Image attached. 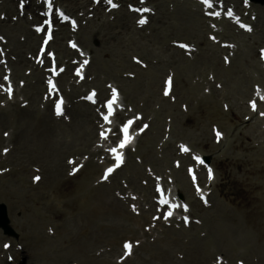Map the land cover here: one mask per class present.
Here are the masks:
<instances>
[{
    "label": "rangeland",
    "instance_id": "1",
    "mask_svg": "<svg viewBox=\"0 0 264 264\" xmlns=\"http://www.w3.org/2000/svg\"><path fill=\"white\" fill-rule=\"evenodd\" d=\"M219 1L222 5L234 8L242 17V21L248 23L251 31L243 33L238 27L235 28L228 22L222 24L223 32L219 37L222 39L220 43L230 44L234 50L229 66L223 64L222 53H220L217 58L219 62L217 69L207 70L201 66L198 71L192 70V74L185 75V80L200 89L198 92L196 87L197 95L191 100H186L184 96H189V91L185 87H180L183 85L179 83V76L176 75L175 64L180 59L179 55L183 54L185 60L194 61L196 60V55L200 53V49L210 51L212 48L211 45L207 46V43H209L207 42L209 31L206 25L208 26V23L205 22L206 19L201 14L200 7L194 0H149V4L156 11L151 24L144 29L132 31L133 38H130L132 35H129L130 37L123 35L124 44L119 47L120 49L111 50V56L109 54L107 57L100 52L101 39H90V47H87L82 44V33L92 29L97 30L98 27L106 25V23L113 24L119 20L121 15H125L128 12L127 8H122L110 16L106 14L98 15V13H95L96 11L94 13L91 11L93 7L91 6V0L86 2L82 0L76 5L71 1L56 0V4L59 7L62 6L79 19L81 28L79 31L77 30L75 38L82 47L89 48V50H86L91 53L92 63L88 71V86L75 90L73 87H65L68 92L67 99L69 102L66 118H54L45 121L47 117L42 115L52 114V102L49 103L44 94V85H42L41 91L37 93V89L34 86L39 87L38 78L33 76L36 66L34 64L29 66L26 64L21 65V57L18 50L20 46L18 44L25 45L30 39L29 32H34L33 26L37 23L35 22L37 20L33 21L34 17L28 12V8L21 10V3H23L21 0H0V34L2 38L0 42V115L6 114L5 120L11 124L10 126L2 125L3 127H0V140L5 141L0 143V161L3 155L2 149L7 147L11 149L6 157L7 160L0 164V170H9L8 173L6 172L8 175L0 179V184H5L6 182V186L8 180L10 182L14 180L13 186L8 184L9 187H7L6 193L14 194L13 199L15 201H20V203H24L29 207V210L23 216L18 217L21 219L22 228H20V224L16 230L9 224L12 234H7L0 229V264H81L77 256L71 257L68 262H64L62 258L64 252L69 251L71 253V251L76 250L74 246L77 245L71 242L78 232V234L81 233L82 229L80 220H75L72 215L66 216L63 221H58L54 217L57 211L64 210L60 203V200L63 199L54 196L51 192L53 189L50 185L54 183L56 185L57 181L55 182V179L57 175L51 173L54 175L50 178V170L47 169L48 171L46 172L45 167L48 165L47 160L42 157L40 148L36 144H33V142L22 145L17 144L16 137L22 133V129L35 128L39 125L40 120H44L47 125L46 129L55 134V138H58L59 142H65L68 146H66L67 148L64 149V152H60L58 161L64 166L68 164L67 159L69 156L71 157L70 159H73L72 156L80 155L78 159L84 161L83 164H78L81 166L82 172L86 163L90 159H95L96 153L92 157L90 156L91 153L84 154L83 150V152L78 153L81 147L75 148L77 146L75 142L77 141H73L71 134L67 133L62 138L56 135L57 133H63V128L70 127L74 123L73 113L78 111L77 108L79 106L83 105V102L79 100V96L84 95L89 87L105 88V83L107 82L116 83L122 92L124 104L137 110L139 108L142 109H139L140 113L145 118L146 114H149L147 119L151 122L154 121V125L151 124L153 130L145 138V141L149 140L150 144L143 146L142 137L144 135L141 137V141L139 140L141 138L138 139L137 146L133 149L134 151L132 150L128 153L127 165L110 182L106 199L109 202L119 200L125 210L131 211L133 214L134 208L130 209V205L133 204L135 206L136 202L131 204L130 200L124 199L126 196L128 197L133 193L136 195L142 194V188H150L152 199L155 195L153 190L154 183L151 177L147 175V171H151L150 175L156 171L154 176L162 173L166 174L169 178L174 179L177 189H179L177 179H181L183 182L182 188L187 189L183 191L185 193V201L192 208L193 219H197L200 222L198 226H194L196 227L195 234L200 236V238H204L202 239L204 240L202 246L206 247V245H209L208 248L213 251L207 260L201 259L199 264H213L215 258L219 257L229 264H238L240 262L242 264H264V256L260 248L264 244V235L260 233L264 229V192L255 188L257 184L264 185V115H262L264 110L259 108V114L249 112V103L254 101L252 96L255 88L262 93L264 92V63L259 55L260 47H264V4H260L256 0ZM160 3H163L164 6L162 7ZM182 7L188 8L191 13L193 10L192 14H196L198 21L203 23L202 34L206 43L199 45L195 44V40L189 37L184 36V39L183 36L174 37L173 34H186L188 29H190L185 24L178 25L182 22L178 17V11ZM75 8L78 9L76 10ZM8 9L13 12L8 13ZM82 15L86 16L81 17ZM135 21L136 18L132 17V26L136 25ZM162 22L167 24L162 25ZM19 27L21 29H18ZM155 28L158 29L156 33L154 32ZM67 29L68 26H65L63 32L67 31ZM118 29L116 28L117 31ZM165 36L168 41L163 40ZM151 40H156V43H159H151ZM182 40L197 45V54L193 57H188L176 50V47L171 46V43ZM39 41L40 39L34 43V48L32 49L21 48V52H25L23 57L33 62ZM60 41V45L65 48L67 39ZM134 57L140 59L139 65L133 62ZM96 64H101L102 68L100 71L96 69ZM163 64L165 66L161 67ZM157 70L159 71L156 74ZM224 71L231 73L230 76L224 77L221 74ZM7 72L10 74L12 86H15L14 89L17 90V94L11 99V102H6L9 100L6 99V93L2 90L4 88V74ZM167 74L173 77L175 91L166 99L162 94H164L163 82ZM238 80L241 84L236 90ZM65 81H68V77H63V79L59 80V87L66 86L64 84ZM131 81L138 88L134 103L131 102L132 97L130 95L126 97L128 84ZM200 84H202L201 88ZM79 90L80 93L78 95L77 92ZM244 90L246 91L243 93ZM215 91H218L219 95H215ZM75 94L77 95L75 96ZM202 95L214 96L216 108H211L212 111L218 112L219 116L208 117L206 112L199 115L200 109L198 111V107L201 105ZM147 100H149L151 105L149 111ZM9 103L12 104L9 105ZM184 108L185 111H183ZM10 109L16 110L13 113ZM203 109L207 110L205 107ZM20 110H26L27 115L24 121L20 119L22 115L19 116L21 122L16 123L18 111ZM152 110L163 113V116L160 117L162 119L157 125L155 123L160 120L158 116L161 113H157L155 117V113ZM30 115L32 118L28 119ZM180 118L183 120L189 118L191 123H188V126L183 125ZM60 126L62 129L58 131ZM96 131L97 128L94 130L95 139H90V142H92L86 147V150L90 152L95 150L93 144L97 138ZM217 131L221 135L219 140H217ZM214 132H216V138L213 134ZM55 138H53L52 142L54 148L59 146ZM168 145H171V148L173 147L175 153L178 152V146L188 145L191 150L193 149L195 152L209 157L210 163L215 166L216 181L211 188L210 203L205 208H202L201 204L193 197V189L183 165L181 169L174 167V163L180 162L181 157L175 154L173 156L167 155ZM74 153H78V155ZM145 153L151 154L148 155L152 161L151 163H147V158L144 157ZM10 154H12L11 157H9ZM166 156L168 161L165 162ZM35 160L41 161L40 163L43 164L42 170L38 167ZM183 160L190 162L187 157H183ZM27 161L30 162L28 163ZM23 165H27V171H21V166ZM51 165L49 166L50 169ZM133 165L142 167L141 172L143 175L145 173L147 177L133 173L131 171ZM71 171L70 168L66 167L64 170L65 174L61 178L69 177ZM100 172L96 175V179L90 182V185L94 186ZM23 173L25 174L24 179L19 180L17 177L23 175ZM35 174L42 175V180L40 183L32 184V177ZM32 186L39 188L33 190ZM134 186H140V190H137ZM94 195L97 196L96 193ZM94 195L91 196L94 197ZM44 196H46V199H43ZM39 198L41 199V204L37 205L34 200ZM143 208L147 209L149 216L152 215L153 212L148 211L147 205L143 206ZM139 218H142V216ZM105 224H121L124 227L128 224V221L122 218L118 221L110 219ZM143 224L147 226L148 222L142 221L140 232L142 228L146 227ZM134 225L136 226L137 223ZM162 227L168 230H175L170 224L168 226L159 224L157 225V231ZM92 231L94 235L89 234L87 238L98 237L95 235L98 234L97 230ZM185 231L189 235L192 232V228H186ZM33 233L43 237L46 235L52 240L46 243L41 241V239L37 241L34 240V235L28 240H18L24 235H32ZM121 237L119 236V238ZM75 240L77 239L73 241ZM108 245V242L104 239L97 245V248L92 247L90 250H105L108 249ZM119 245L118 249L120 250ZM22 252L25 254L20 256ZM240 252H242L241 256H237ZM141 253L142 251H138L137 255ZM186 259L182 262L186 261ZM177 262L180 263L179 261Z\"/></svg>",
    "mask_w": 264,
    "mask_h": 264
},
{
    "label": "bare ground",
    "instance_id": "2",
    "mask_svg": "<svg viewBox=\"0 0 264 264\" xmlns=\"http://www.w3.org/2000/svg\"><path fill=\"white\" fill-rule=\"evenodd\" d=\"M66 2L71 1L73 3H75V5L77 3H79L82 0H65ZM85 2L87 0H84ZM158 1V0H157ZM118 3V1H117ZM98 5L95 7V13L98 15H113L115 14L118 10H111L108 11L109 7L106 5L105 0H99V2L97 3ZM108 4V2H107ZM162 7L164 6L163 3ZM109 5V4H108ZM120 6V4H118ZM136 6H138V3H135ZM33 4H28V6L26 8H28V12L33 15L34 19L33 21L36 20L35 15V11L36 7ZM255 7V5H254ZM192 10V9H191ZM264 11V10H263ZM13 12L11 9H8V13ZM194 11L192 10V13ZM188 8L186 9L185 7H182L179 9L178 11V17L179 20L182 21L180 22L178 25L180 26V24L182 25H186L188 26V32H186V34H180L178 35L177 33L173 34L174 37H180L184 36L185 37H189L192 38V40H195V44H204L206 43L204 41L203 38V34H202V24L200 23L197 19V15L196 14H192ZM146 14V12L144 13ZM145 16V15H144ZM132 17L136 18H140V15L138 12H134L132 13H128L126 12L125 15H121L119 17V20L112 23H106V25H102L100 27H98L97 30H88L84 33H82V44L86 45L87 47L89 46V41L90 39H101L100 40V52L102 55H107L111 56V50L121 47L124 44L123 41V35L126 37H130L129 35H132V33L134 31H136L137 26H132ZM148 19H150V17H152V15H148L147 16ZM168 19V18H167ZM135 21V23L137 24V22ZM152 22V21H150ZM168 23V21H167ZM165 22H162L161 24H167ZM178 23V22H177ZM64 27V26H63ZM145 27V26H144ZM144 27L142 29H144ZM206 27L208 28V35H213L215 36L217 33H215L213 31L212 28H210V26L206 25ZM228 28L229 25H227ZM116 28H119L118 31L116 30ZM146 28V27H145ZM226 28V27H225ZM18 29H21V27H19ZM121 29V30H120ZM158 29L155 28L154 32L156 33ZM133 31V32H132ZM132 32V33H131ZM61 34H64L65 36L69 35V31H65L63 32V28L60 29V32L58 33V37L57 39L51 44V46L56 50L59 60L62 61V63H65V59L70 56L71 54L73 55L74 52H72L70 49H68L67 47H63L61 46V41L59 36ZM207 35V46L211 45L212 48L210 49V51L207 50H202L200 49V53L197 54V51L192 50V47L189 45V52L191 54V56L193 57L195 54L196 55V60L194 61H188L185 60V58L182 55H179V60L177 61V63L175 64L176 70H177V76H179V83L182 84L183 86L180 87H185L186 90L189 91V96H184V98L186 100H191L194 96L197 95L196 93V87L198 89L199 92V87L196 86H192L188 80H185V75L190 74L191 72L194 71H198V69L202 67H204L205 69H217V66L219 65V62L217 60L218 56L220 53L222 54H227V51L221 50L219 48H217L216 46H214V41H212L209 36ZM218 35V34H217ZM29 36L30 39L25 43V45H20L18 47L19 53H20V57H21V65L26 64L27 66L31 65L32 63L34 64V62L26 59L24 56L25 52H21V48H27V49H32L34 48V43L39 39V37L34 33V32H29ZM125 37V40H126ZM80 38V39H81ZM133 38V35L130 37ZM129 38V39H130ZM72 39H76L75 37H73ZM164 41H168V38L165 36L163 38ZM81 41V40H80ZM151 43L158 44L159 42L156 43V40H151ZM181 42H186L184 40H182ZM171 43V42H169ZM171 46H173V44L171 43ZM87 47H81L82 49H84L85 53H89L91 55L90 52H88L87 50H89V48ZM194 47L196 49H198L197 45ZM50 49V48H49ZM87 49V50H86ZM178 50V49H176ZM63 51V52H62ZM180 53H184L181 50H178ZM55 54V51H54ZM185 55V53H184ZM36 57V55L34 56ZM44 62L46 63V65L49 63V60L46 58V56H44ZM32 62V63H31ZM190 62V63H189ZM194 62V63H193ZM98 63V62H97ZM32 64V65H33ZM96 69L98 71H100L101 64H96ZM165 64H163L161 67H164ZM49 66L47 65L46 68H48ZM159 70L156 71V74ZM66 73L64 75L61 76V78L63 79V77H68L69 79L72 77L69 74L72 73V67L69 66L66 71ZM192 74V73H191ZM219 74V73H218ZM224 77H229L231 73L224 71L223 73H221ZM43 75L45 76V73L42 72V70L39 67H36L34 72H33V76L34 78H38V84L39 87L34 86L35 89H37V93H39V91H41L42 89V85H44V80H43ZM155 78V77H154ZM178 83V84H179ZM149 84H151V82H149ZM148 84V85H149ZM241 82L238 80L237 82V88L236 90H238V87L240 86ZM89 82H85L84 86H88ZM136 84L133 83L132 81L129 82L128 84V93H126V97H128V95H130L132 98V103L135 102V97L137 95L136 91H137V87H135ZM200 88L202 87V84L199 85ZM204 89V88H203ZM173 91H175V85L173 87ZM246 90L243 91V93ZM105 89L101 88L100 89V94L101 96L105 94ZM218 92V91H217ZM215 91V95H217V93ZM122 93V92H121ZM136 94V95H135ZM199 94V93H198ZM37 95V94H36ZM219 95V94H218ZM214 97V96H213ZM213 97H208L205 95H202L201 97V105L198 107V111H199V115L204 114V112H206V114L208 115V117H215V116H219L220 114L218 112H214L212 111V108H216V102L213 99ZM13 103V102H12ZM12 103H9L12 104ZM147 107H148V111L151 109V105L149 100H147ZM14 104V103H13ZM84 103L81 107L80 106L77 108L78 111H76L75 113H73L74 116V123L70 126V127H66L63 128L64 131H62L63 133H60L56 136H60L61 138L68 134H71L73 136V141H77L75 142V144H77V146H75V148L77 147H81L80 152H85L84 154H90L94 155L95 152H90L89 150H86V147L92 142H90V139L94 140V130L97 128V123H96V119L94 116L95 114L92 111V106L89 107L90 105ZM89 105V106H88ZM12 107V106H10ZM203 107L207 108V110H204ZM212 107V108H211ZM83 109V110H82ZM140 109V108H139ZM138 109V110H139ZM1 110V109H0ZM16 109H10L11 112H15ZM142 110V109H140ZM151 112V111H150ZM152 112L155 113V117L157 115V113H161L158 118L160 119V117L163 116L162 112H156L155 110ZM165 113V112H164ZM22 115V116H21ZM27 115V111L24 110H20L18 111V120L16 119V123L17 122H21L25 120ZM149 114H146V118H144L143 123L144 122H148L150 124V128L148 129L149 131L144 134V136L141 139H139L140 141L142 140V144L143 146H148L150 144L149 140L145 141V138L147 136H149L153 130V127L151 128V124L154 125V121H149L147 119ZM19 116L20 119H19ZM42 116L47 117L45 121H47L48 119H54L52 114H44ZM32 116H28V119H31ZM6 114H2L0 115V127H3L2 125H6V126H10L11 124H9V122H6ZM162 119V118H161ZM158 120L156 121V125L159 124V122L161 121ZM181 119V118H180ZM183 125L188 126L189 122V118L188 119H181ZM83 122V123H81ZM17 125V124H16ZM18 128V127H17ZM47 125L45 124L44 120H40L39 125L35 128L33 127H29L28 130L26 129H22V133L19 134L16 138H17V144H25V143H32L36 144V146H38L40 148V153L42 155L43 158H45L47 160L48 165L45 166L46 167V172L48 170H50L49 175L50 178L51 176H53L54 174L57 175L54 184H51L50 186H52L51 188L53 189L51 192L53 193L54 196H57L58 198H62L63 200H60V203L62 204V208L64 209L63 211H57L56 214H54V217L59 221H63L64 218L66 216L72 215V217H74L75 220L79 219L80 220V225H81V233L78 234L72 239V244L74 243V245L76 244L77 246H74L76 248V250L71 251V253L69 251L64 252V254H62V258L64 259V262H68L71 257H76L80 260L81 264H199V262H201L200 260H207L213 253V251L211 249H209V245H206V247L202 246V244L204 243V238H200V236H198L197 234H195L196 231V227L192 226V232L188 235L185 231V229L180 228L178 230H168L165 227H162L159 231H157V229L153 232L157 231V237L154 240V242L152 243L149 238L152 236V234L147 233L144 229L143 232H140V226L142 225V221H146L148 222V225L150 224L151 221V217L149 216V214H147L148 212L143 211L142 214V218L133 216L131 213H129V211L125 210L124 206L122 205V203L119 200H112L111 202H109L106 198L108 197V193L107 190H109V186L105 187L107 185H100L97 187H94L92 185H90V182L94 179H96V175L100 172L101 168L99 167V164L97 162H95L94 160L90 159L87 163L86 166L84 168V170L76 175H73L72 177H66V178H61V176L63 177L65 172V168L68 167V169L70 168V165H64L62 163H60L58 161V158L60 156V152L61 151H65L64 149H66L68 146L65 142L61 143L59 142L58 138H55V134H53L50 130L46 129ZM62 129V127H59L60 131ZM26 130V131H25ZM53 138H55V140L57 141V145L56 148L53 147L52 142H53ZM3 141V143L5 142L4 140H0V143ZM97 141L100 143V140L97 138ZM148 141V142H147ZM95 144V143H94ZM93 144V145H94ZM25 146V145H24ZM67 146V147H66ZM114 147H118L117 144L115 143L113 145ZM70 147V146H69ZM169 148V150H167V155L173 156L175 154L173 147L171 148V145L167 146ZM21 149V147H20ZM70 149V148H69ZM74 149V148H72ZM85 149V150H84ZM83 150V151H82ZM102 151V150H101ZM78 153H74L76 155H78ZM83 154V155H84ZM99 154V152H98ZM105 156V160L106 163H110L112 162V159L107 157L106 153H103V155ZM12 154L9 155V157H11ZM99 155H102L101 153ZM144 155V154H143ZM148 155H151L150 153H145L144 157L147 158V163H151V159L149 158ZM80 156V155H78ZM78 156H72L74 158V161H76L77 163H80V161L78 160ZM70 158V156L68 157V159ZM67 159V161H68ZM7 159H5L6 161ZM40 160V159H39ZM32 161V160H31ZM168 161L167 156L165 157V162ZM28 163L30 161H27ZM35 162L38 164V167L41 168V170L43 169V164H41L39 161L35 160ZM50 164H52L51 169L49 168ZM163 164V163H162ZM106 165V164H104ZM107 166V165H106ZM141 168L140 166H135L133 165L131 168V171L133 173L136 174H142L141 172ZM48 169V170H47ZM27 165H23L21 166V171H27ZM122 170H120L121 172ZM156 172V171H155ZM54 173V174H51ZM101 174V172H100ZM8 174H5L4 176H7ZM36 175V174H35ZM177 175V174H176ZM4 176H0L1 178H4ZM143 176H146V174L144 173ZM161 177V175H158ZM162 176H164V173H162ZM25 177V174L23 173V175H19L17 178L19 180H23ZM147 177V176H146ZM100 178V175H99ZM80 179V181L78 182V180ZM144 179V177H143ZM152 179V178H151ZM163 180L161 182L162 187L164 188V191H166L167 193L170 192V190L172 188L175 187V189L173 191H171V193L175 192V190L177 189L175 186V183L171 184V181L169 182L168 180L165 181ZM151 182V181H150ZM179 182V194H182L183 196H185V193L183 191L187 190L186 188H182V180L181 179H177V184ZM185 182V181H184ZM152 183V182H151ZM261 183V182H259ZM6 184V182H5ZM5 184H0V203L4 204L7 207V213H8V217H9V221H10V225L17 230V228L20 226L21 224V219H19L18 217L23 216L24 213L29 210V207L24 204V203H20V201H15L13 199V195L7 194L6 190L8 184H10L11 186H13L14 184V180H8L7 181V185L5 186ZM133 185H135L134 183H132ZM137 190H140L139 187L140 186H134ZM36 188L39 187H33V190H36ZM255 188H257L259 191H263L264 192V185L263 184H257V186H255ZM180 189L182 191H180ZM81 192V194H79ZM97 194L94 195L95 193ZM76 193V194H73ZM94 193V194H93ZM141 197L143 202H146L147 204H152V191L150 190V188L147 189H143L141 190ZM145 193V194H143ZM79 194V195H78ZM5 195V197H4ZM91 195H94V197H92ZM181 196V195H180ZM43 199H46V196L43 197ZM36 202V204H41V199L39 198L38 200H34ZM143 202L141 203L142 205ZM150 205V209L149 212L152 211L153 206ZM155 210V209H154ZM153 210V211H154ZM123 211V212H122ZM156 211V210H155ZM80 217V218H78ZM120 218L122 219H126L128 221V224L126 226H122L121 224H115V225H111V224H105L107 221H109L110 219H114L116 221L120 220ZM138 227H132V224H136ZM145 226V224H143ZM23 225L21 224L20 228H22ZM198 228V227H197ZM92 230H97L98 237H92V239L89 237L87 238V236H89V234H92ZM264 231V229H263ZM261 231L260 233L262 235H264V232ZM95 232V231H94ZM152 232V233H153ZM36 234V233H35ZM140 234H142V236H139ZM154 234V233H153ZM34 235V233L32 235H24L22 238L18 239V240H28L30 238H32ZM86 235V236H85ZM94 235V233L92 234ZM119 236H122L121 238H119ZM35 239L37 241H43V242H48L49 240H52V238H49L48 236L45 235V237L40 236V235H34ZM145 237H147L145 239ZM74 239H77L75 241H73ZM106 242H108V246L111 247L112 251L111 254L109 255L108 253H102V252H98L96 251H91L90 249L92 247L97 248V245L99 243L102 242V240H104ZM120 239H125V240H130L131 242L133 241H139L140 242V247L136 249L137 253L139 250L142 251V253L139 255V257L136 258H132L133 260H126V262L124 263H118L117 261L114 262L112 261V259H114L115 254L117 253V246L119 245V240ZM264 239V237H263ZM185 240V241H184ZM34 243H36V241H34ZM123 243V241L121 242V244ZM209 244V243H207ZM93 248V250H95ZM260 248L262 249V254L264 256V244L260 246ZM94 252V253H93ZM240 252L237 256H241ZM25 253H20V256H23ZM178 258V259H177ZM185 258L186 261L182 262ZM136 259V260H135ZM177 259V260H176ZM135 260V261H134ZM177 261H179L180 263H178ZM216 261V258H215ZM213 264H217V263H213Z\"/></svg>",
    "mask_w": 264,
    "mask_h": 264
},
{
    "label": "snow or ice",
    "instance_id": "3",
    "mask_svg": "<svg viewBox=\"0 0 264 264\" xmlns=\"http://www.w3.org/2000/svg\"><path fill=\"white\" fill-rule=\"evenodd\" d=\"M47 2H48V6H49V8H51V6H52V0H47ZM97 2H99V0H97ZM108 3L111 4L113 8L118 7V5H116V4L113 3V0H108ZM202 3L207 4L208 7H212V4H211L210 0H202ZM21 7H23V3L21 4ZM135 11L140 12V13H145V12H150L151 10L148 9V8H143V9H135ZM60 15H61L64 19H67V17H64L63 13H60ZM215 15L218 16L219 13H215ZM228 15L231 17L233 14H232L231 12H229ZM237 22L239 23L238 20H237ZM73 23H74V22H73ZM138 23L141 24V25H143V24L147 23V20H146V18H145V19H140V20L138 21ZM240 26H241V27H245V28H247L248 31H251V28H250V27H247L246 25L241 24ZM213 39H215V38L213 37ZM73 47H75V45H73ZM180 47H184V48H186L187 46H186V45H180ZM84 63L87 64L88 62H87V61H84ZM53 71L55 72V69H53ZM61 71H62V70H61ZM77 74L79 75L80 73L78 72ZM49 83L51 84L52 88L55 89L56 86H55L54 83H52L51 80L49 81ZM168 83H169V84L171 83V80H170V79H169V82H168ZM165 95H168V92H167V91L165 92ZM94 96H95V93H93V97H94ZM113 97H114L113 100L110 101L109 103H107V104L105 105V107L107 108V111H108V115H103V119H104V121L107 122V123H111V120L109 119V116L112 115V114H114V108H113V105L117 102V99H118V94L115 92V90H113ZM262 99H264V97H262ZM93 102H95V101H93ZM62 104H63V101H62V100H61L59 103L56 104V113H57V115H61V114H62V107H61ZM251 106H252L253 110H256V104H255V102H252V105H251ZM262 115H264V113H262ZM133 123H134L133 120H129V121H127L126 124L120 129V132H121L122 135H123V139L119 142L118 147H112V148L108 149V151L112 154V156L114 157V159L117 161V166H119L120 164L123 163V156H122V153H121L118 149H123V148H125V147L131 142L132 137H131L130 134H129V130H130V128H131V126H132ZM144 127L146 128L147 125H144ZM110 132H111V129H106L105 131H102V132L100 133L101 138H102V139H107V135H106V133H110ZM5 135H7V133H5ZM217 135L219 136V133H217ZM182 151H184V152H188L189 149H187L186 147H183V146H182ZM6 153H7V149H5V154H6ZM195 159H196L199 163H201V164L204 163L199 157H195ZM70 163H71V161H70ZM75 171H78V169H74L73 172L70 173V174H75ZM112 171H114V169H113V168H109V169L107 170V173H106L104 179H107V175L110 174ZM209 176L211 177V169H209ZM193 179L195 180V176H194V174H193ZM35 180H36V181H39V180H40V177H35ZM197 190L199 191V188H198ZM159 191H161V195L163 196V190L160 189ZM161 203H163V204H168L169 202H168L167 199H162V200H161ZM169 207H171V208H176V207H179V205L171 204V205H169ZM184 210H185V211L188 210L186 205L184 206ZM171 215H172V212H171V211L167 212V214H166V218H167V217H170ZM185 220L187 221V218H185ZM124 247H125V249L128 251V254H131V248H132V245H131L130 243H126V244L124 245Z\"/></svg>",
    "mask_w": 264,
    "mask_h": 264
},
{
    "label": "water",
    "instance_id": "4",
    "mask_svg": "<svg viewBox=\"0 0 264 264\" xmlns=\"http://www.w3.org/2000/svg\"><path fill=\"white\" fill-rule=\"evenodd\" d=\"M0 226L3 227L6 232H9L8 221L6 218V209L2 205L0 206Z\"/></svg>",
    "mask_w": 264,
    "mask_h": 264
}]
</instances>
